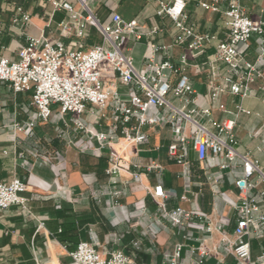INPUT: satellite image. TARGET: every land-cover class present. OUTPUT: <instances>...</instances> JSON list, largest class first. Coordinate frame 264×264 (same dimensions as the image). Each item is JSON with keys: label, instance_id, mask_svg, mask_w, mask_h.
Returning a JSON list of instances; mask_svg holds the SVG:
<instances>
[{"label": "built area", "instance_id": "obj_1", "mask_svg": "<svg viewBox=\"0 0 264 264\" xmlns=\"http://www.w3.org/2000/svg\"><path fill=\"white\" fill-rule=\"evenodd\" d=\"M104 1L40 0L50 9L51 16L65 12V18L56 25L58 37L52 38L43 31L38 36L26 35L17 59L0 56V82L7 84L14 94L31 91L35 111L27 121L13 119L9 126L32 135L39 123L50 122L57 113L69 129L65 117L71 115L73 126L85 138L79 144L82 151L96 155L108 151L105 174L113 208L121 207L118 198L123 190L115 188L121 182L122 172H128L130 179L140 177L132 172L131 164L115 146L144 144L155 127L170 129L167 157L180 166V176L186 182L191 180L190 150L212 184L219 183L225 172L238 164L242 171L234 181L235 196L220 193L236 212L234 239L228 240L225 235L221 241H228L236 264H264V243L259 244L257 254L254 252V241L264 239V161L249 152H240L236 133L241 116L260 117L259 112L242 101L257 91L264 93V8L253 16L245 0H149L157 4L155 15L159 21L147 26L137 18L127 20L114 11L102 20L99 8ZM189 5L220 14L224 36L201 31L191 21ZM13 10L14 24L24 29L31 23V14L23 6L14 4ZM166 21L171 22L175 31L172 42L150 40L143 67L138 70L134 57L127 51L128 42L132 38L140 40L164 33ZM93 29L101 40L89 45L87 40ZM253 41L257 44L254 61L248 58ZM176 48L181 49L177 61ZM211 48L213 51L208 53ZM191 69L207 76L206 94L194 87ZM107 82L126 87V92L117 86H107ZM222 94L238 97L240 101L229 108L218 103ZM214 107L226 117L216 118ZM98 112L102 119L110 120L106 131L90 126L84 118L85 113L97 115ZM249 138L260 141L256 150L264 154V121L260 128L249 132ZM69 143L77 142L70 138ZM165 170L158 159H151L144 166L145 172L159 180L152 189L144 188L145 194L152 196L162 216L178 228L184 229L192 220L199 219L204 222L205 231L212 234L208 215L181 206L168 209L166 199L175 191L163 187ZM28 187L18 177L0 181V210L16 204L28 210V199L23 196ZM181 199L186 200L187 196L184 194ZM135 209L141 215L149 214L144 197L137 198ZM216 228L223 233V225ZM133 245L140 248L138 240ZM184 247L185 243L179 242L165 252V264H179ZM190 251L198 257V264H203L212 253L205 241L192 246ZM69 256L70 261L63 264H135L133 257L123 250L105 253L95 241H80Z\"/></svg>", "mask_w": 264, "mask_h": 264}, {"label": "crops", "instance_id": "obj_2", "mask_svg": "<svg viewBox=\"0 0 264 264\" xmlns=\"http://www.w3.org/2000/svg\"><path fill=\"white\" fill-rule=\"evenodd\" d=\"M244 3L250 15H257L258 11L255 12L250 0ZM14 4L23 6L31 14V23L24 29L20 24L13 23ZM188 9L191 21L201 31H213L224 36L220 14L193 5H189ZM156 10L157 4L149 0H105L99 8V16L104 20L114 11L127 20L137 18L140 23L149 26L151 22L159 21ZM63 18L65 12H56L51 16L50 9L44 7L40 0H0V56L17 59L19 48L26 43V35L38 36L43 31L52 38L58 37L56 25ZM166 23V30L160 35L144 36L140 40L132 38L127 44V51L133 56L142 49L144 64L150 40L172 42L175 31L170 21ZM100 40L98 35L95 43ZM212 51L213 48L208 53ZM180 52V48L174 50L176 61ZM256 56L257 44L253 41L248 58L254 61ZM203 59L204 56L199 61ZM189 74L194 87L206 94L207 76L195 69L189 70ZM106 85L117 86L122 92L127 89L110 82ZM31 100V91L14 94L7 84L0 82V181L18 177L29 184L28 190L23 193L28 199V210L18 204L0 210V264H36L37 261L40 264H63L70 261L69 252L80 241H95L105 253L123 250L133 257L135 264H165V252L179 242L185 243L179 264H198L199 259L191 255L190 248L205 241L212 253L203 264H236L228 241H221L225 235L233 241L236 212L221 198L220 193L235 196L237 189L234 181L242 171L238 164L226 171L219 183L212 184L206 180L200 164L195 160L194 151L190 150L191 180L186 182L180 176V166L167 157L170 129L155 127L149 131V140L144 144L129 145L127 148H123V143L115 146L131 164L132 172L139 173L140 177L130 179L128 172H122L121 182L115 188L123 190L118 198L121 207L113 208V197L108 192L110 187L105 174L108 151L102 152V155L82 151L79 144L85 138L73 126L71 115L65 117L69 129L57 113L50 122L39 123L32 135L9 126L12 116L18 112L22 114L21 121H27L34 114ZM238 101V97L222 94L218 103L233 108ZM242 103L259 112L260 117L241 116L236 128L238 149L264 161V154L256 150L260 141L249 138V132L260 128L264 121V93L257 91ZM214 116L220 119L226 114L214 107ZM84 118L98 130L106 131L110 124L108 118H101V112L97 115L85 113ZM62 132L65 134L61 135ZM70 138L77 143L71 145ZM45 157L50 164L44 163ZM151 159H158L166 168L162 178L164 189L175 191L166 199L168 209L181 206L208 215L213 225L212 234L205 231L204 222L199 219L192 220L182 229L162 216L157 202L144 192V188L152 189L159 183L154 174L144 171V166ZM184 194L186 200L181 199ZM140 197L145 199L148 215H141L135 209V201ZM122 210L129 212L128 219L124 218ZM41 223L44 225L41 226ZM219 225H223L224 234L216 228ZM136 240L140 242L139 249L133 245ZM260 243H264V239L254 241L255 254Z\"/></svg>", "mask_w": 264, "mask_h": 264}, {"label": "rangeland", "instance_id": "obj_3", "mask_svg": "<svg viewBox=\"0 0 264 264\" xmlns=\"http://www.w3.org/2000/svg\"><path fill=\"white\" fill-rule=\"evenodd\" d=\"M250 4H252V5H254L255 6V12H257L259 9H261V8H264V0H250ZM98 41V34H97V32H96V30L95 29H93L92 30V37L90 38V40H88V43L89 44H93V43H95V42H97ZM142 52H143V50L141 49V50H139V52L137 51V52H135L134 53V64H135V67L138 69V70H141L142 69V67H143V57H142ZM122 91V90H121ZM27 107V106H26ZM52 108H55V106H52ZM22 110H24V109H22ZM30 110H31V107H30ZM27 112H29V111H27ZM16 113V112H15ZM22 115V114H21ZM21 115H20V113L18 112V113H16L15 115H13L12 117H13V119H16L17 121H19V122H23V121H26V120H23V121H21L22 119H21ZM21 119V120H20ZM23 119H24V117H23ZM49 126V125H48ZM43 160H48V158H43ZM49 161V160H48ZM122 213H124V218L125 219H128L127 217H128V215H129V212L127 211V210H122ZM126 214V215H125Z\"/></svg>", "mask_w": 264, "mask_h": 264}, {"label": "trees", "instance_id": "obj_4", "mask_svg": "<svg viewBox=\"0 0 264 264\" xmlns=\"http://www.w3.org/2000/svg\"><path fill=\"white\" fill-rule=\"evenodd\" d=\"M106 165H107V160H106ZM62 241H64V240H62Z\"/></svg>", "mask_w": 264, "mask_h": 264}]
</instances>
